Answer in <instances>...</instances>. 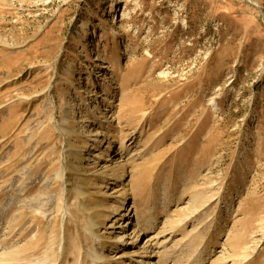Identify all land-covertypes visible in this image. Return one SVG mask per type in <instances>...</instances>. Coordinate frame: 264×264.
Here are the masks:
<instances>
[{
	"label": "rangeland",
	"instance_id": "obj_1",
	"mask_svg": "<svg viewBox=\"0 0 264 264\" xmlns=\"http://www.w3.org/2000/svg\"><path fill=\"white\" fill-rule=\"evenodd\" d=\"M152 263L264 264V0H0V264Z\"/></svg>",
	"mask_w": 264,
	"mask_h": 264
},
{
	"label": "bare ground",
	"instance_id": "obj_2",
	"mask_svg": "<svg viewBox=\"0 0 264 264\" xmlns=\"http://www.w3.org/2000/svg\"><path fill=\"white\" fill-rule=\"evenodd\" d=\"M117 239H118V241H119V243H120V244H122V243H123V241H124V240H123V236H120V237H119V238H117ZM143 263H144V262H143ZM152 264H153V263H152ZM154 264H156V263H154Z\"/></svg>",
	"mask_w": 264,
	"mask_h": 264
}]
</instances>
